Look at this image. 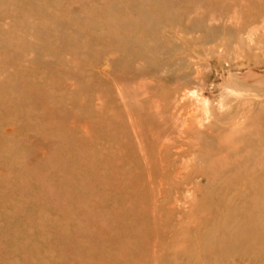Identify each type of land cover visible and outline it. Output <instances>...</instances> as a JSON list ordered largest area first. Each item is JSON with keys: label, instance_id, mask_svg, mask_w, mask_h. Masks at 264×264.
Listing matches in <instances>:
<instances>
[{"label": "rangeland", "instance_id": "rangeland-1", "mask_svg": "<svg viewBox=\"0 0 264 264\" xmlns=\"http://www.w3.org/2000/svg\"><path fill=\"white\" fill-rule=\"evenodd\" d=\"M0 264H264V0H0Z\"/></svg>", "mask_w": 264, "mask_h": 264}]
</instances>
